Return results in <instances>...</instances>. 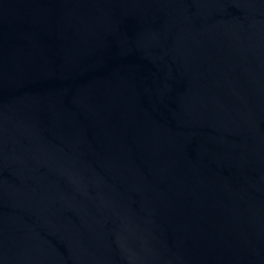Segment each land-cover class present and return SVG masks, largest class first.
I'll return each mask as SVG.
<instances>
[{
    "label": "water",
    "instance_id": "95a60500",
    "mask_svg": "<svg viewBox=\"0 0 264 264\" xmlns=\"http://www.w3.org/2000/svg\"><path fill=\"white\" fill-rule=\"evenodd\" d=\"M0 264H264V0H0Z\"/></svg>",
    "mask_w": 264,
    "mask_h": 264
}]
</instances>
